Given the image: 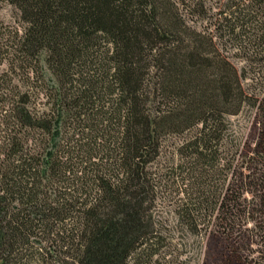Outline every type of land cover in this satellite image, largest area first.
Here are the masks:
<instances>
[{
  "label": "trees",
  "instance_id": "trees-1",
  "mask_svg": "<svg viewBox=\"0 0 264 264\" xmlns=\"http://www.w3.org/2000/svg\"><path fill=\"white\" fill-rule=\"evenodd\" d=\"M4 1L32 76L8 106L0 94V264H195L168 252L150 167L182 136L175 154L215 187L182 198L179 223L196 231L200 207H228L240 149L227 117L256 103L242 81L264 89V0H221L203 29L174 0Z\"/></svg>",
  "mask_w": 264,
  "mask_h": 264
},
{
  "label": "rangeland",
  "instance_id": "rangeland-1",
  "mask_svg": "<svg viewBox=\"0 0 264 264\" xmlns=\"http://www.w3.org/2000/svg\"><path fill=\"white\" fill-rule=\"evenodd\" d=\"M174 1L182 19L197 29L214 22L222 2ZM23 27L17 10L0 0V94L5 106L11 92H23L31 86L26 76L31 80L32 74L27 73V64L14 51ZM230 42L223 54L239 68L240 53L229 47ZM42 80L47 84L45 77ZM255 83V80L242 81L245 92L255 98V105L243 106L236 115L227 117L229 141L232 145L237 139L240 149L238 166L230 170L225 180L227 208L216 207L210 212L200 207L196 231L179 223L180 200L185 198L195 204L202 197H211L215 187L209 173L207 180H203V175L189 169L175 154L174 146L181 142L182 136L166 138L150 167L155 182L152 216L163 234L170 237L168 252L172 255L190 258L195 264H264V156L258 152L262 119L256 109L259 101L264 103V89Z\"/></svg>",
  "mask_w": 264,
  "mask_h": 264
}]
</instances>
